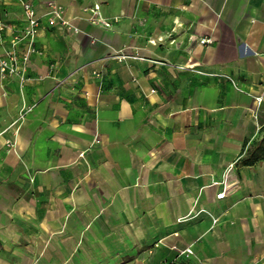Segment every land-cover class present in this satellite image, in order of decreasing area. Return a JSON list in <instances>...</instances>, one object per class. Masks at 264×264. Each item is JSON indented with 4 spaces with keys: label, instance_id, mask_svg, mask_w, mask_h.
I'll list each match as a JSON object with an SVG mask.
<instances>
[{
    "label": "crops",
    "instance_id": "0c3cea01",
    "mask_svg": "<svg viewBox=\"0 0 264 264\" xmlns=\"http://www.w3.org/2000/svg\"><path fill=\"white\" fill-rule=\"evenodd\" d=\"M22 2L42 28L0 75V264H264V160L235 165L264 0H0L2 58L28 51Z\"/></svg>",
    "mask_w": 264,
    "mask_h": 264
},
{
    "label": "built area",
    "instance_id": "2783aa9c",
    "mask_svg": "<svg viewBox=\"0 0 264 264\" xmlns=\"http://www.w3.org/2000/svg\"><path fill=\"white\" fill-rule=\"evenodd\" d=\"M22 6L25 12L26 19V27L23 32V40L28 42V51L19 59L15 54L9 53L6 57H0V75L1 76H16L21 70V63H26L29 61V57L31 54L35 53V41L40 34L41 31V19L37 15L36 9L31 3L22 2ZM85 12H88L90 16L88 20L94 25H102L106 28L112 26V23L107 22L100 15V5L95 4L91 8H86ZM47 18L49 27H67L69 29H73L74 32H78L76 28H74L71 22L66 18L65 10L62 6L56 4L55 2H49L47 4L46 12L44 15ZM210 40L201 41L202 44L209 43ZM224 192L217 194V199L224 198ZM180 255H192L193 250L191 248H186L179 252ZM174 264V263H171Z\"/></svg>",
    "mask_w": 264,
    "mask_h": 264
},
{
    "label": "trees",
    "instance_id": "16d2710c",
    "mask_svg": "<svg viewBox=\"0 0 264 264\" xmlns=\"http://www.w3.org/2000/svg\"><path fill=\"white\" fill-rule=\"evenodd\" d=\"M264 160V126L258 138L245 145L242 157L236 162V167H252Z\"/></svg>",
    "mask_w": 264,
    "mask_h": 264
},
{
    "label": "rangeland",
    "instance_id": "374dc122",
    "mask_svg": "<svg viewBox=\"0 0 264 264\" xmlns=\"http://www.w3.org/2000/svg\"><path fill=\"white\" fill-rule=\"evenodd\" d=\"M247 62L249 63L248 66H249L250 69H252V68H254V67L260 69V65H259V66H255V65L253 64V62H252L251 59H248ZM259 69H258V74H256V75L259 76V77H261V74H263V73L260 72ZM261 71H262V70H261ZM250 75H251V77H252V75H254V74H250ZM247 76H248V75L245 74V77H247ZM248 80H249V77L246 78V82H248ZM259 85H262V84H259ZM237 87H238V86H237ZM237 89H238V88H237ZM258 91H260V94H259V93L257 94V95H258V99H257V102H258L257 110H258V112H259L260 110L264 109V89L259 88ZM256 113H257V112L254 113V110L251 112V114H253L254 116H256Z\"/></svg>",
    "mask_w": 264,
    "mask_h": 264
},
{
    "label": "bare ground",
    "instance_id": "6f19581e",
    "mask_svg": "<svg viewBox=\"0 0 264 264\" xmlns=\"http://www.w3.org/2000/svg\"><path fill=\"white\" fill-rule=\"evenodd\" d=\"M164 37H162V39H163Z\"/></svg>",
    "mask_w": 264,
    "mask_h": 264
}]
</instances>
